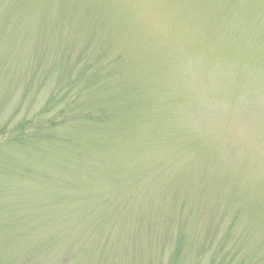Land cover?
I'll use <instances>...</instances> for the list:
<instances>
[{
	"label": "rangeland",
	"instance_id": "374dc122",
	"mask_svg": "<svg viewBox=\"0 0 264 264\" xmlns=\"http://www.w3.org/2000/svg\"><path fill=\"white\" fill-rule=\"evenodd\" d=\"M0 264H264V0H0Z\"/></svg>",
	"mask_w": 264,
	"mask_h": 264
}]
</instances>
